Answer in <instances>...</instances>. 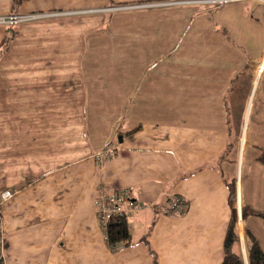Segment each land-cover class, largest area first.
I'll return each instance as SVG.
<instances>
[{"label": "crops", "instance_id": "obj_1", "mask_svg": "<svg viewBox=\"0 0 264 264\" xmlns=\"http://www.w3.org/2000/svg\"><path fill=\"white\" fill-rule=\"evenodd\" d=\"M118 10L132 12L124 23H133L139 41L171 43L162 55L151 54L148 67L162 62L159 71L171 75L166 87L179 95L165 97L157 83L149 91L135 86L119 101V117L103 122L95 139L91 130L100 121L73 112L78 88L71 76L85 69L77 56L69 71L55 67L46 79L36 75L39 62L16 78L12 67L11 79L0 83L5 89L0 93V191H13L2 204L6 263L152 264L146 236L157 264H220L234 207L240 238L243 228L248 230L264 252V219L251 213L239 218L240 207L264 210V160L258 159L264 145V72L242 131L255 66L264 63V0L219 6L212 0H0V13L37 15L25 23L95 19L83 30L86 43ZM13 30L0 25V59ZM179 41L198 44L181 50ZM57 72L69 75V88ZM174 78L185 80L183 86L174 87ZM81 89L86 94L87 82ZM63 103L70 107L68 117ZM168 108L178 115L167 116ZM229 138L233 148L221 158ZM109 143L116 156L97 162L94 152ZM232 180L231 205L227 183ZM115 188L127 190L129 201L141 208L126 216L131 244L111 250L94 200L100 190ZM173 194L187 199L185 214L164 213Z\"/></svg>", "mask_w": 264, "mask_h": 264}, {"label": "rangeland", "instance_id": "obj_2", "mask_svg": "<svg viewBox=\"0 0 264 264\" xmlns=\"http://www.w3.org/2000/svg\"><path fill=\"white\" fill-rule=\"evenodd\" d=\"M129 13L132 12L118 10L111 13L110 17H108L109 23L101 31L93 33L87 43L83 41L86 35V33H83V30L87 27L91 28L90 25L96 23L95 19L89 17L81 19L77 17H63L54 20L48 19L41 22L26 23L23 20L21 21L23 23L18 22L14 24L13 41L8 43L0 59V83L11 79V69L14 68L16 78L17 74L19 76L22 75V69L27 70L28 67L30 69L33 64L37 65V62L42 64L39 70L41 73L36 74L39 78L43 77L46 79L53 76L52 69L55 67L60 71H69V66L75 65L74 60L73 64H69L70 59H75L77 56L80 65H83L85 69L83 68L84 74H79L76 77L71 76L72 87L78 88L77 112L74 111L76 106H72L73 112L77 113L79 118L83 117L86 114L85 112H87V115L92 120L98 119L97 121H100L99 127L91 130L94 133L93 138L95 139L102 134L103 122H107L108 120L115 122L117 117H119L117 106L119 101L123 100V95L129 93L131 89L134 90L135 86L138 85L145 91H149L150 85L157 83L159 87L158 91L165 97H171L173 92L175 97H177L179 95L177 90L166 87L167 84L172 85L170 83L171 75L160 72V68L164 64L159 62L157 65L152 66L155 67L153 69L152 67H148L152 60L150 57L153 56L151 54L161 53L160 55H162L171 43L139 41L134 33L133 23H124V20L128 17L126 15ZM196 44L198 43L179 41L177 47L182 50ZM89 66L98 74H93V70L88 69ZM48 71L52 72L48 73ZM60 75L63 86L65 85V88H69V85L66 84L69 75L66 72H61ZM25 77L27 78L28 76ZM135 77L139 79H137V82ZM34 78L38 77L35 76ZM262 80L263 78L260 80V83ZM51 81L52 79L47 80L49 83ZM183 81L185 80L174 78L173 84H178L174 87L183 86V83L181 84ZM86 82L88 90L85 94V88H81L84 87ZM257 84L253 88L248 100L242 131L245 129L250 109L254 108L253 100L258 90ZM4 92L5 89L0 90V93ZM86 98H89L87 105H85ZM161 101H164V97H161ZM69 109L70 107L65 106L63 103V115H69ZM167 110L168 112L165 113L167 116L178 115L173 109L168 108ZM102 119L104 120L101 121ZM78 127L80 132L81 126L79 125ZM236 209L237 207H234L235 217H237ZM240 209L239 218L243 220L242 217L244 218L247 214L243 215L242 208L240 207ZM238 245L239 248L236 249L239 250L240 254H247L248 243L244 228L240 244Z\"/></svg>", "mask_w": 264, "mask_h": 264}, {"label": "built area", "instance_id": "obj_3", "mask_svg": "<svg viewBox=\"0 0 264 264\" xmlns=\"http://www.w3.org/2000/svg\"><path fill=\"white\" fill-rule=\"evenodd\" d=\"M214 6H219L227 2L228 0H212ZM37 15H27L19 12H7L0 13V25L14 27V24L26 20L28 18H34ZM264 72L263 61L258 62L255 66V84ZM117 148L113 143L106 144L98 151L94 152L93 156L97 162H103L107 159L116 156ZM13 191L9 189H3L0 191V264L6 263V235L2 224V204L11 198ZM127 203V205H126ZM94 208L96 217L100 223V226L104 232L108 221L115 216H127L137 212L141 208V204L129 201V195L127 190L124 189H111V191L105 192L100 190L97 197L94 200ZM188 210L187 199L179 194H173L167 201L164 208V213L168 215H183Z\"/></svg>", "mask_w": 264, "mask_h": 264}, {"label": "trees", "instance_id": "obj_4", "mask_svg": "<svg viewBox=\"0 0 264 264\" xmlns=\"http://www.w3.org/2000/svg\"><path fill=\"white\" fill-rule=\"evenodd\" d=\"M20 0H15V3H18ZM17 12V11H13ZM8 29L14 28V27H8ZM12 34L10 37L7 38L5 41L6 43L3 45L2 49H6L8 46V43L12 40ZM234 145L233 139L229 138V142L227 143V147L222 151L221 158L223 156H227L228 153L232 150ZM260 154L258 155L259 160H264V145L260 147ZM229 188V203L233 204V199L236 195V188H235V182L234 180L227 183ZM243 215L245 214H256L261 216L264 219V210L258 211L251 209L248 206H244L242 208ZM237 217L233 215V217L230 218L227 230L225 233L224 241H223V258L220 264H264V252L262 251L261 247L259 246L256 238L246 230V238H247V254H245L246 261L243 259V255L240 254V252L235 251V245H238L240 243V236L237 233ZM105 239L107 242L108 247L111 250H115L119 247L127 246L131 244V233L129 230V225L127 222L126 216H115L111 218L106 226V229L104 230ZM144 238V243L147 246V249L149 253L153 256V263L157 264L156 259V253L152 249V247L149 244V241L147 237Z\"/></svg>", "mask_w": 264, "mask_h": 264}, {"label": "water", "instance_id": "obj_5", "mask_svg": "<svg viewBox=\"0 0 264 264\" xmlns=\"http://www.w3.org/2000/svg\"><path fill=\"white\" fill-rule=\"evenodd\" d=\"M118 139H121V137H118ZM243 259L244 261H246L245 255H243Z\"/></svg>", "mask_w": 264, "mask_h": 264}]
</instances>
